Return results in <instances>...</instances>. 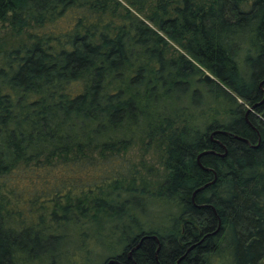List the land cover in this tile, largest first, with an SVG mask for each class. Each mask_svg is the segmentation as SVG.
Listing matches in <instances>:
<instances>
[{
    "label": "trees",
    "instance_id": "16d2710c",
    "mask_svg": "<svg viewBox=\"0 0 264 264\" xmlns=\"http://www.w3.org/2000/svg\"><path fill=\"white\" fill-rule=\"evenodd\" d=\"M110 258L264 264V0H0V264Z\"/></svg>",
    "mask_w": 264,
    "mask_h": 264
},
{
    "label": "rangeland",
    "instance_id": "374dc122",
    "mask_svg": "<svg viewBox=\"0 0 264 264\" xmlns=\"http://www.w3.org/2000/svg\"><path fill=\"white\" fill-rule=\"evenodd\" d=\"M205 72H209L208 70H205ZM212 74V73H211ZM145 156L144 150L141 148L140 144L134 145L127 153L126 157L131 159L134 163L139 162L141 158ZM155 156L157 157V154L154 155L153 152H147L146 158L147 160H150L153 162L155 160ZM157 214L155 215H150V218L155 219V222L157 224H164V222L168 221V215L173 212V209L171 207V204L169 202L167 203H162L161 207L159 209H154Z\"/></svg>",
    "mask_w": 264,
    "mask_h": 264
},
{
    "label": "water",
    "instance_id": "95a60500",
    "mask_svg": "<svg viewBox=\"0 0 264 264\" xmlns=\"http://www.w3.org/2000/svg\"><path fill=\"white\" fill-rule=\"evenodd\" d=\"M203 79H204V81L205 82H207V83H211V82H213V81H217V82H220L213 74H211L210 72H204V75H203ZM256 105H254L253 107H249L248 108V111H247V114L250 112V111H252L253 109H254V107H255ZM217 133H227V131H225V130H216V131H214L213 132V134H217ZM209 151H203V152H201L200 154H199V156H198V160H199V163H200V157L203 155V154H207ZM201 164V163H200ZM203 166V165H202ZM203 168L205 169V170H211V168H208V167H205V166H203ZM215 180H216V178L212 181V182H210V183H207L206 185H209V184H211V183H214L215 182ZM205 185V186H206ZM201 188H198L197 190H195V192H194V194L198 191V190H200ZM201 206V205H200ZM148 237H153V238H155V239H157L158 240V236L157 235H152V236H148V235H146V236H144L141 240H140V242L136 245V247L135 248H139L140 247V245H141V243L143 242V240L145 239V238H148ZM159 241V240H158ZM133 249L129 252V258H132V256H133ZM115 263H120V261L118 260V259H116V258H110L109 260H108V264H115ZM133 264H138L137 263V261H135L134 260V262H133Z\"/></svg>",
    "mask_w": 264,
    "mask_h": 264
},
{
    "label": "flooded vegetation",
    "instance_id": "af4514ba",
    "mask_svg": "<svg viewBox=\"0 0 264 264\" xmlns=\"http://www.w3.org/2000/svg\"><path fill=\"white\" fill-rule=\"evenodd\" d=\"M215 135H217V134H213L212 133L211 136H210V138H211V140L214 143H216L217 145H219L220 149H223L224 150V153L223 152H220V149L218 147H213V148H210V149H208L206 151H209L208 153H212L215 156L222 157V156H224L226 154V147H225L224 143L220 139H218V138L215 137Z\"/></svg>",
    "mask_w": 264,
    "mask_h": 264
},
{
    "label": "bare ground",
    "instance_id": "6f19581e",
    "mask_svg": "<svg viewBox=\"0 0 264 264\" xmlns=\"http://www.w3.org/2000/svg\"><path fill=\"white\" fill-rule=\"evenodd\" d=\"M216 178V177H215ZM216 181V180H215ZM210 183V182H209Z\"/></svg>",
    "mask_w": 264,
    "mask_h": 264
}]
</instances>
